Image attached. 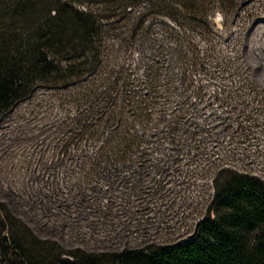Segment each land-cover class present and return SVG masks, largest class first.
<instances>
[{
    "label": "built area",
    "instance_id": "obj_1",
    "mask_svg": "<svg viewBox=\"0 0 264 264\" xmlns=\"http://www.w3.org/2000/svg\"><path fill=\"white\" fill-rule=\"evenodd\" d=\"M166 35L153 71L133 55L126 85L88 84L80 101L41 86L0 120L19 131L15 202L45 233L118 252L176 245L213 215L221 170L264 181V76L228 81L206 63L201 78Z\"/></svg>",
    "mask_w": 264,
    "mask_h": 264
},
{
    "label": "trees",
    "instance_id": "obj_2",
    "mask_svg": "<svg viewBox=\"0 0 264 264\" xmlns=\"http://www.w3.org/2000/svg\"><path fill=\"white\" fill-rule=\"evenodd\" d=\"M172 1L150 0L154 6L163 5L156 12L161 19L164 14L177 17L181 9L174 4L188 9L195 4ZM140 2L0 0V120L41 86L63 88L66 98L80 101L88 84L126 85L123 73L132 59L127 63L125 51L118 49L106 53L103 39L110 21ZM163 20L162 26L171 31ZM183 48L180 53L186 45ZM100 73L108 77L102 79ZM216 191L213 215L193 236L176 245L121 252L67 250L55 240L37 237L0 204V264H264V181L224 169L217 176Z\"/></svg>",
    "mask_w": 264,
    "mask_h": 264
},
{
    "label": "rangeland",
    "instance_id": "obj_3",
    "mask_svg": "<svg viewBox=\"0 0 264 264\" xmlns=\"http://www.w3.org/2000/svg\"><path fill=\"white\" fill-rule=\"evenodd\" d=\"M167 3L172 5L173 1L167 0ZM181 4H174L181 9L177 17L174 16L175 18L169 14H164L162 19L158 18L161 14L156 12L162 9L163 5L154 6L150 0H141L133 9L128 8V12L121 11L118 18L110 21L109 30L104 35L103 48L106 53L114 51L111 49L125 51L127 63L135 55L136 63L147 66L148 71L151 72L162 59L157 44L163 37L176 42L174 38L166 35L172 33L180 42V50H184L183 44L186 45V50L180 53L181 55L184 53L183 60L187 61L191 70L197 72L201 78L208 64L212 74L234 71L233 74H229L230 77L223 76L227 80L230 78L228 81L244 82V78L250 74L257 75L254 80L258 84V75L264 76V51L259 49V45H264V0H195V4L191 5L192 9ZM119 11L120 9L117 10ZM123 16L125 17L120 19ZM117 19L120 20L114 23ZM163 19L174 23L169 28L171 31H168L165 25L160 28L158 23L164 21ZM114 43H120V46H113ZM255 68H257L256 74H251ZM41 111L43 114L44 111ZM33 114L29 113L24 118L23 116L17 118L16 123L20 127V121L27 117L34 115L39 117ZM37 119L34 124L40 125L45 121V119ZM7 127L9 129L0 130V204L22 219L37 237L43 240H55L67 250L118 252L89 245H74L60 235L45 233L25 213L22 203L18 205L15 202L14 197L18 198L15 191L21 192L25 186L17 158L19 151L15 154L17 150L11 138L17 136L15 142H18L19 131L14 122ZM21 128V131H33V128H27L25 124L21 125Z\"/></svg>",
    "mask_w": 264,
    "mask_h": 264
},
{
    "label": "bare ground",
    "instance_id": "obj_4",
    "mask_svg": "<svg viewBox=\"0 0 264 264\" xmlns=\"http://www.w3.org/2000/svg\"><path fill=\"white\" fill-rule=\"evenodd\" d=\"M255 35V34H254ZM259 49L261 50V51H264V45L262 46V45H259Z\"/></svg>",
    "mask_w": 264,
    "mask_h": 264
}]
</instances>
